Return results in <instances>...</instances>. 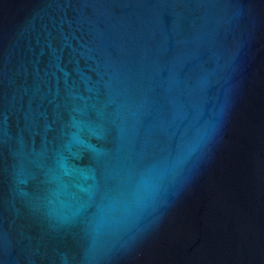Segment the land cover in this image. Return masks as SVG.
Wrapping results in <instances>:
<instances>
[{
    "label": "water",
    "instance_id": "95a60500",
    "mask_svg": "<svg viewBox=\"0 0 264 264\" xmlns=\"http://www.w3.org/2000/svg\"><path fill=\"white\" fill-rule=\"evenodd\" d=\"M0 264H264V0H0Z\"/></svg>",
    "mask_w": 264,
    "mask_h": 264
}]
</instances>
